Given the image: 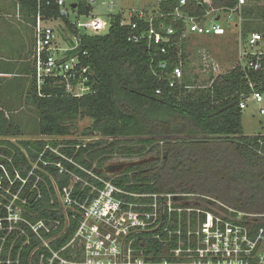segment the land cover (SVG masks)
I'll list each match as a JSON object with an SVG mask.
<instances>
[{
	"label": "built area",
	"instance_id": "built-area-1",
	"mask_svg": "<svg viewBox=\"0 0 264 264\" xmlns=\"http://www.w3.org/2000/svg\"><path fill=\"white\" fill-rule=\"evenodd\" d=\"M95 1L91 0V4ZM178 1L179 7L186 3V0ZM243 4V0H238L233 8L206 11L202 16H189L176 8L170 16L172 22L183 21L180 33L172 26L154 25V21L165 15L152 13L145 17L143 12H138L136 19L145 25L140 31L131 32L128 41H145L149 48L154 46L157 50L151 55V62L174 47L179 61L166 74V81L169 88L181 87L184 42L226 35L231 23H236L234 27L242 24ZM75 5L74 15L84 16L79 15ZM53 6L57 8L59 20L43 14V7ZM108 6L112 9L114 3ZM85 16L89 17L85 23L70 21L79 32L83 28L87 30L84 33L99 35L110 25L109 17L106 21L90 13ZM63 18H69L65 0H36L32 24L33 76L39 95L48 83L62 87L66 94L77 98L93 93L94 70L83 61L88 55L78 51L79 37L72 34L70 38L66 32L69 29L60 20ZM56 21L60 23L58 33L64 40L63 46L57 42L50 26ZM120 26L130 27L132 31L138 29V23L132 18L129 21L123 18ZM246 35L242 41L245 47L239 51L243 64L239 66L246 71H264V34ZM167 64L168 61L158 64L161 73ZM200 69L207 73L209 82L206 86L198 84L199 87L209 86L221 75L217 62L207 53L201 55ZM158 79L162 80V76ZM248 85L251 92L248 96L241 95V110L245 109L249 97L256 103L262 102L256 85L251 82ZM260 114L264 111L260 110ZM96 138L40 136L35 141L44 145L34 159L18 144L24 140L21 137L0 138L19 147L29 165L25 169L16 168L15 151L7 145L1 146L10 154L0 152V264H264V214L239 211L214 197L194 193L128 192L115 181L121 174L109 178L101 170L96 173L95 164L85 168L74 160L80 145L65 144L80 141L85 147ZM53 142L57 145L53 146ZM65 148L74 149L73 155L68 157L62 153L61 149ZM47 153L58 160H46ZM52 166L59 175L70 178L67 185L60 187L47 172ZM46 197L43 208L54 216L31 221L28 216L38 214L33 209ZM32 240L33 246L26 248ZM18 242L20 246L15 252ZM22 254H25L24 260Z\"/></svg>",
	"mask_w": 264,
	"mask_h": 264
},
{
	"label": "trees",
	"instance_id": "trees-1",
	"mask_svg": "<svg viewBox=\"0 0 264 264\" xmlns=\"http://www.w3.org/2000/svg\"><path fill=\"white\" fill-rule=\"evenodd\" d=\"M11 3L22 19L34 22L36 0H11ZM237 3L238 0H186L185 5L179 7L178 0H159L154 8L155 15L165 17L154 21V25L172 26L180 33L183 21L172 22L170 16L176 8L189 16H202L206 11H225ZM77 10L79 15H88L91 6L80 2ZM42 11L47 18L59 20L56 7H43ZM142 12L145 17L152 15V11ZM241 14L243 37L250 32L264 34V6L248 3L242 6ZM109 16L107 33L99 35L79 32L69 18L60 19L71 34L78 35V51L88 55L83 61L94 70L93 93L76 98L66 94L62 87L47 83L39 95L30 63H20L16 70L15 65L8 64L7 69L17 72L0 73V85L9 80L7 76L14 75L10 80L17 85L19 82L20 90L24 85L21 76L29 77V93L25 94L23 104L20 103L35 110L37 118L33 125L37 127V134L67 137L77 119L88 118L92 121L89 133L97 138L85 147L80 141L65 142L80 145L74 155L76 163L88 169L95 164L94 171L98 173L102 167L107 168L105 163L113 155L127 159L153 158L144 165L127 168L115 180L122 189L143 194L206 195L239 211L264 214V136H244L239 108L241 95L248 96L251 92L249 82L256 85V91L264 92V71H246L237 65L217 76L209 86L199 87L185 73L190 64L183 44V83L181 87L169 88L166 74L179 61L175 48L169 47L166 55L154 57L151 62V55L157 50L154 46L149 48L145 41H128L131 32L140 31L145 24L132 18L138 23V29L132 31L130 27L120 26L119 14ZM163 61L168 64L161 73L158 64ZM160 75L162 80L158 79ZM158 89L160 93L156 94ZM11 107L0 102V138L23 136L24 130L13 117V111L7 109ZM180 136L184 138L172 139ZM18 144L31 159L44 145L30 139ZM51 144L57 145L56 142ZM3 145L15 151L16 168H29L25 153L19 147L0 140V152L5 155L10 153L1 147ZM61 152L70 157L74 149L65 148ZM45 159L56 161L58 157L47 153ZM47 172L60 187L70 181L68 176L59 175L53 166ZM44 178L50 184L49 179ZM44 199L33 209L38 214L28 216L31 221L54 216L45 212L43 206L47 197ZM33 243L32 240L26 248ZM24 259L25 254H22Z\"/></svg>",
	"mask_w": 264,
	"mask_h": 264
},
{
	"label": "rangeland",
	"instance_id": "rangeland-1",
	"mask_svg": "<svg viewBox=\"0 0 264 264\" xmlns=\"http://www.w3.org/2000/svg\"><path fill=\"white\" fill-rule=\"evenodd\" d=\"M243 1H244L243 5H246L248 3H257L260 6H264V0H243ZM80 2H84L87 6L88 5L91 6L92 10L90 12V16L91 15L98 16L100 19L107 21L108 17H110L109 15L119 14L120 21L123 18L129 21L130 18L137 17L138 12L141 13L142 11H148V12L153 11V9L157 7L159 0H97L95 1L94 4H91V0H65L66 7L69 10L70 21L78 20L80 23H85L89 20V17L85 15L78 17L74 15L75 12L72 11L73 9H71L70 6L72 4H77ZM100 2H105L106 5H101ZM110 2L114 3V7L112 9H110L108 6V3ZM1 3L3 6L0 7V11L1 10L3 11L0 12V22H7L9 24L7 25V27H5L6 29V33H5L3 29L4 26H1L0 23V54H7L8 56L13 57L15 52H19L24 49L22 47L25 38H28L31 41L32 40L31 37L33 34L28 27L25 28L23 24H21L19 21H16L13 18V16L9 14L11 13L12 10V8L10 7V5L12 4L11 0H0V5ZM221 21L225 23L224 17H221ZM58 25H60V23L57 21L50 24V26L55 31L57 42L63 46L64 40L62 36L58 33ZM234 25H236V23L230 24V29L228 30L227 28L226 35L220 37H212V38H200V39L193 38L192 40H190L191 42L189 40H187V42H184L187 61L190 64V69L186 70L185 73L190 79H192L194 82L198 84H204V85L207 84V78H206L207 73L202 72L200 69L201 55L203 53H207L208 55L211 56L212 59H214L217 62L219 66L220 74L227 73L231 69H233V67L239 64H243L239 56V51L244 49L245 46L243 45L242 41L247 35H245L243 38L241 31L242 24L237 27H234ZM108 28L109 27H107L102 32V34L107 33ZM80 31L85 32L87 30L80 28ZM66 32L72 39L73 35L69 31ZM29 50H31V46L26 47V51L29 52ZM31 60L32 59L30 56L28 61L32 63ZM28 82L29 80L26 83H24L25 89L23 91V94L29 93ZM8 91L13 92V89L9 86ZM261 94H262L261 103H256L255 101L251 100L249 97L248 100L246 101L245 109L242 110L241 125L244 136H256V135L264 136V114H260V110L264 111V92H261ZM0 102H3L1 101V97H0ZM20 102H22L23 104V98L22 99L13 98L11 101L4 103L5 106L8 107L12 105L11 108H7V109L13 111L12 113L13 117L19 123L21 129L24 130L21 139L36 140L37 138L40 137V135H38L36 131L37 127L33 125L35 119L37 118L36 112L32 107H26V106L23 107ZM91 124L92 121L88 118L77 119L75 126L71 129V134L65 138L90 139L95 137L89 133ZM87 131L88 134L83 135V133ZM138 160H142V159L138 157L127 159L119 155H113L106 161L105 167H111L119 163L134 162ZM99 170L104 172V174L109 178H115L119 174H122V173H111V172L107 173L106 169H103V167Z\"/></svg>",
	"mask_w": 264,
	"mask_h": 264
},
{
	"label": "crops",
	"instance_id": "crops-1",
	"mask_svg": "<svg viewBox=\"0 0 264 264\" xmlns=\"http://www.w3.org/2000/svg\"><path fill=\"white\" fill-rule=\"evenodd\" d=\"M2 3L0 5V7H2ZM6 6V5H4ZM10 7L12 8L11 10V16H13V18L16 20V21H19L21 24L24 25L25 28H29L31 31H32V34H33V28H32V24L31 22H28L24 19H22V17L19 15L18 13V9L15 8V6L13 4L10 5ZM3 11V10H1ZM0 11V12H1ZM154 11V12H153ZM152 13H155V10L153 9ZM1 23V26H4L3 29L6 33V29L5 27H7V25L9 23L7 22H0ZM15 25V24H14ZM30 32V31H29ZM31 41L28 39V38H25L24 42H23V47L24 48L23 50L19 51V52H15V54L13 55V57L11 56H8L7 54H0V73L2 72H6L8 70H10L9 72H12V73H16L17 71H15L17 69L18 66H20L19 64L20 63H23V64H26V63H30L28 61V59L30 58L31 54H32V46H33V35L31 37ZM3 46V45H2ZM27 46H31V50H29V52L26 51V47ZM4 47V46H3ZM14 63H12V62ZM8 64L13 67L15 65V70H11V69H7L8 68ZM30 67H31V70H32V73H33V67H32V64L30 63ZM2 74H0L1 76ZM14 75H11V76H7V77H10L8 78L9 80H5V82L3 83V85H0V97H1V103L5 104L4 102H8V101H11L13 98H17L19 99L21 96L22 98L24 99V96L25 94H23V91H24V85H23V88L20 90L19 88V82H18V85L16 84L17 82L16 81H12L10 79L13 78ZM12 77V78H11ZM21 79H23L24 83H26L28 80H29V77H26V76H21ZM8 85V86H7ZM11 87L13 89V92H9L8 91V87ZM18 89V90H17ZM9 93H8V92ZM6 92V93H5ZM25 93V92H24ZM15 94V95H14ZM12 95V96H11ZM21 95V96H20ZM41 136V135H40Z\"/></svg>",
	"mask_w": 264,
	"mask_h": 264
},
{
	"label": "water",
	"instance_id": "water-1",
	"mask_svg": "<svg viewBox=\"0 0 264 264\" xmlns=\"http://www.w3.org/2000/svg\"><path fill=\"white\" fill-rule=\"evenodd\" d=\"M76 7L75 4L71 5V8L74 9ZM154 12V11H153ZM86 85H88V83H86ZM182 139L184 137L180 136V137H172V139ZM153 161V158H146V159H142V160H138V161H134V162H126V163H119L116 164L114 166L111 167H107L106 171L111 172V173H123L127 168L133 167V166H139V165H144L148 162ZM105 171V173H106Z\"/></svg>",
	"mask_w": 264,
	"mask_h": 264
},
{
	"label": "clouds",
	"instance_id": "clouds-1",
	"mask_svg": "<svg viewBox=\"0 0 264 264\" xmlns=\"http://www.w3.org/2000/svg\"><path fill=\"white\" fill-rule=\"evenodd\" d=\"M104 169V168H103ZM100 171V170H99Z\"/></svg>",
	"mask_w": 264,
	"mask_h": 264
},
{
	"label": "flooded vegetation",
	"instance_id": "flooded-vegetation-1",
	"mask_svg": "<svg viewBox=\"0 0 264 264\" xmlns=\"http://www.w3.org/2000/svg\"><path fill=\"white\" fill-rule=\"evenodd\" d=\"M107 169V168H106ZM104 173V172H103Z\"/></svg>",
	"mask_w": 264,
	"mask_h": 264
}]
</instances>
